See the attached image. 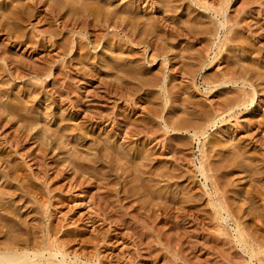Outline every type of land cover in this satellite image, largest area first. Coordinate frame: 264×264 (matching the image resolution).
I'll return each instance as SVG.
<instances>
[{"label":"rangeland","instance_id":"1","mask_svg":"<svg viewBox=\"0 0 264 264\" xmlns=\"http://www.w3.org/2000/svg\"><path fill=\"white\" fill-rule=\"evenodd\" d=\"M221 1L0 0V249L264 264L234 236L237 219L264 246V0H231L224 29L204 5ZM242 83L254 100L234 107Z\"/></svg>","mask_w":264,"mask_h":264},{"label":"bare ground","instance_id":"2","mask_svg":"<svg viewBox=\"0 0 264 264\" xmlns=\"http://www.w3.org/2000/svg\"><path fill=\"white\" fill-rule=\"evenodd\" d=\"M221 1V0H220ZM231 0H222L221 1V4L218 6V5H216L215 6V4H211V3H207L206 4V2H205V4L204 5H207V8H209V9H212L213 10V12L214 13H216V15L218 16V15H220L221 17L223 16V19H221L220 21H219V25L218 26H220V27H223V29L227 26V24H228V22H230L229 20H230V18H227V16H228V14H227V16H226V13H227V9H228V5H229V2H230ZM70 2V1H69ZM72 2H73V0H72ZM75 2V1H74ZM96 3V2H95ZM81 4V3H80ZM104 4V3H103ZM95 5V4H94ZM90 5H88V7H89ZM82 7V6H81ZM102 7V6H101ZM106 7V6H105ZM105 7H102V8H105ZM91 8V7H90ZM97 8V7H96ZM102 8H101V10H102ZM95 9V7L92 9V10H94ZM106 9V8H105ZM104 9V10H105ZM81 10V9H80ZM92 10H90V12L92 13ZM98 9H96L95 10V12L97 11ZM99 10H100V8H99ZM98 10V11H99ZM101 10H100V12H101ZM113 10V9H112ZM104 12V11H103ZM109 12V11H108ZM90 13V14H91ZM102 13V12H101ZM7 14V13H6ZM87 14V13H86ZM98 14H99V12H98ZM130 14V13H129ZM11 15V14H10ZM85 15V14H84ZM94 15V14H93ZM107 15H108V13H107ZM83 16V15H82ZM103 16H104V14H103ZM102 16V17H103ZM90 17V16H89ZM101 17V16H100ZM106 17V16H105ZM10 18V17H9ZM98 18V17H97ZM107 18V17H106ZM93 19V18H92ZM219 19V18H218ZM95 20V19H94ZM131 20V19H130ZM88 22V21H87ZM132 22V21H131ZM219 28V27H218ZM221 29V28H220ZM227 29V28H226ZM219 31V30H218ZM227 31V30H226ZM226 31H225V33H226ZM230 32L228 31V34H229ZM219 34V33H218ZM228 34H224V37L225 38H227L226 40H228L229 38L226 36V35H228ZM83 35V34H82ZM81 35V36H82ZM131 35V34H130ZM216 35V34H215ZM220 35V34H219ZM218 35V39H219V42H220V44H221V42H223L222 41V38H221V36H219ZM223 37V38H224ZM240 41V40H239ZM216 42V41H215ZM218 42V43H219ZM220 44L218 45L217 44V42L215 43V45L214 46H216L217 45V49L220 47ZM212 46V45H211ZM213 48H211V50H212ZM215 54L216 53H214V56H213V58H211V59H209L211 62H213V61H215V60H213L214 58L216 59V57L217 56H215ZM152 57V56H151ZM165 62V61H164ZM209 65H210V63H208ZM240 75V74H239ZM235 77V76H234ZM224 78V77H223ZM228 79V78H227ZM221 79L220 81H218V82H213L214 83V85L212 84V82H206V85H207V87H206V89H210V88H212V86H218V85H221V84H226V85H228L227 83H231V84H238L239 83V81H237V79L235 78V79H233V78H230V79ZM218 80V79H217ZM245 86H246V84L244 83H242V86H241V90H242V88L244 89L245 88ZM213 89H214V87H213ZM253 92V91H252ZM252 92H250V91H248L247 89H244V90H242L241 91V93L242 94H240V98H239V100L234 104V107H236V105L238 106V105H243V104H246V103H248V102H253V100H254V94L255 93H252ZM136 94V93H135ZM232 103V102H231ZM229 105H230V103H228ZM232 105V104H231ZM228 106V105H227ZM238 107H241V106H238ZM243 107V106H242ZM217 108V107H216ZM232 108H233V106H231L230 108L228 107V110H232ZM227 111V110H226ZM226 111H222V110H220V109H215L214 110V113H213V118H211V119H208V121H209V123H207V125L206 126H204V128L203 129H199V132H198V130L197 131H194V129L192 130L193 132H192V135H193V137L195 136V137H197L198 139H199V141L198 142H200L201 144H203V142L205 141V139L203 140V142H202V140H201V137H203V135H205V133L206 132H208V131H206V129H208V127L209 126H212V125H216L217 124V122H219L220 120L222 121V118H224V113L226 112ZM229 112H232V111H229ZM234 112V111H233ZM226 114H227V112H226ZM158 115H159V113H158ZM234 115V114H233ZM207 120V119H206ZM200 124V123H199ZM169 126H171V125H169ZM169 126H166V127H169ZM174 127V126H173ZM176 127V126H175ZM174 127V128H175ZM194 127H196V126H194ZM201 127H203L202 125H201ZM214 127V126H213ZM199 128V127H198ZM167 129V128H166ZM172 129V128H171ZM187 129V128H186ZM202 131V133H200L201 131ZM45 135V134H44ZM207 136V135H206ZM204 138H206V137H204ZM215 143V142H214ZM199 146V145H198ZM201 147V146H200ZM199 147V148H200ZM205 147V146H204ZM113 150V149H112ZM200 151V155L201 156H198L197 157V159H198V163L196 162V163H194V166H195V168H197V170L200 172V174L204 177V179H205V181H204V185L207 187V185H208V182L207 181H209V180H211V174H210V171H212V170H215V169H213L214 167L211 165V163L209 164H206L207 162V159H206V155L207 154H205L206 152L204 151L205 149H203V148H200L199 149ZM114 152V151H113ZM205 152V153H204ZM116 153V152H115ZM238 154V153H237ZM2 155V154H1ZM4 155V154H3ZM119 155V154H118ZM1 157V156H0ZM199 157H201V158H199ZM2 158H3V160L4 159H6L4 156H2ZM2 160V159H1ZM7 160V159H6ZM6 160L5 161H3V162H6ZM129 161H130V159H129ZM136 163V162H135ZM10 166V165H9ZM12 166V165H11ZM13 167V166H12ZM14 170V169H13ZM136 171V170H135ZM216 171V170H215ZM215 173V172H214ZM213 175V174H212ZM215 175V174H214ZM213 178V177H212ZM218 180V179H217ZM215 184H216V182L215 181H213ZM212 182V190H207V193L211 196L212 194L214 195L215 194V196L217 195V199L216 200H214V201H212V204H213V206L215 207V209L217 210L216 212L218 213V214H222L221 213V211L223 210L224 212H226L227 213V216H225L224 218L222 217V215H221V218H222V221L224 220V221H227V219L232 215V213L230 214V211H229V209H230V207H228L229 205H228V203L226 204V202L227 201H225V199L221 196V194L220 195H218L219 194V192L221 191V189L219 188V187H217L214 183ZM218 183V182H217ZM211 185V184H210ZM219 189H220V191H219ZM216 201V202H215ZM217 214V215H218ZM219 216V215H218ZM231 218H233V217H231ZM236 220V222H235V233H234V236H235V238L237 239V241H238V243L239 244H241L240 246H242L243 248L242 249H244V251L245 252H247L248 254H249V258L251 259V260H253V259H258L259 261L260 260H262V258H261V255L264 253V249L262 248V247H264V246H262L261 247V245H258V244H255L254 242H253V240H252V242L247 238V236H246V234H245V231H244V228L243 227H241L242 225L240 224V222L237 220V219H235ZM239 223H238V222ZM241 225V226H240ZM246 230V229H245ZM248 230V229H247ZM232 235V234H231ZM249 236V235H248ZM250 237V236H249ZM0 264H100V262H93V261H84V260H79V257H78V255L77 254H75L73 257H71V255H70V253L68 252V251H66L64 248H63V246L61 245V243L60 242H58V240L57 239H49V242H47V246L46 247H44V248H40V249H35V248H33V249H29V248H26V249H19V248H13V247H4V248H1L0 249Z\"/></svg>","mask_w":264,"mask_h":264}]
</instances>
